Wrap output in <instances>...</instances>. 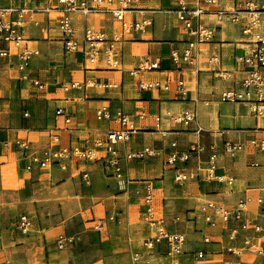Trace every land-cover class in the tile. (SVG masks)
I'll list each match as a JSON object with an SVG mask.
<instances>
[{"label": "crops", "instance_id": "0c3cea01", "mask_svg": "<svg viewBox=\"0 0 264 264\" xmlns=\"http://www.w3.org/2000/svg\"><path fill=\"white\" fill-rule=\"evenodd\" d=\"M57 1L0 0V10L30 11L21 29L24 42L19 48H11L8 61L0 65V219L4 223L13 215H21L18 209L28 207L46 219L45 209L53 203L61 205V215L65 216L64 209H68L71 194L72 199L85 204L82 215L85 219L90 217L92 223L89 224L101 223L102 231L85 230L72 236L82 248L74 255L71 253L66 264H132L131 255L141 251L142 241L150 235L144 223L142 204L144 190L150 187L157 214L166 220L170 231L185 236L187 251L201 247L203 236L217 242L219 229L205 226L199 208L208 202L232 208L247 188L257 191L254 195H264V155L248 146L234 157L222 151L224 143L243 144L252 138H262L264 117H254L246 104L219 102L223 91L236 89L245 77V68L237 58L248 55L253 48L251 37L241 34V26L226 23L221 13L244 3L264 6V0H218L213 7L203 6L205 13L201 22L214 30V39L200 46L196 64L181 72L172 71L169 61V53L182 49L187 41L174 13L176 0H140L133 12L125 14L129 22L150 16L152 27L145 33L125 36L127 41L120 46V70L108 69L102 59L89 66L84 64L82 53L64 52L58 32L61 13ZM187 3L189 8L194 7L193 0ZM113 7L102 6L103 9ZM10 18L14 20L15 16ZM70 18L73 37L78 41L85 29L108 38L120 32L119 23L104 10L86 16L72 14ZM255 33L264 36V16ZM23 49L36 51L38 55L21 72L17 69V55ZM145 61H158L159 69L131 77L128 71L137 69ZM165 80L171 83L182 80L186 93L180 96L172 90L136 88L139 81ZM33 81H38L44 89L39 91L32 86ZM73 82L89 85L65 92L63 86ZM101 107L108 109V120L96 119L95 111ZM58 109L70 118L69 124L64 123V117L56 116ZM184 111H195L196 121L187 126L176 123L174 118ZM117 113L129 117L135 129L130 142L119 145L118 150L125 153L148 147L156 151V157L146 163H123V175L119 179L101 162L69 163L64 170L57 166L46 170L34 166L31 171H25L31 155L93 143L103 139L106 132L118 130L114 120ZM167 113L171 116H166ZM16 141L24 143L26 150L14 146ZM2 143L8 146L3 147ZM191 147L201 152L191 154L185 163L177 161L173 166L165 165L168 155L188 153ZM209 147H213L217 155L214 175L232 178L231 185L208 177ZM253 164L259 166L253 167ZM179 171L193 173L196 179L176 185L173 177ZM80 172L88 174L87 186ZM7 180L12 186L11 194L3 190ZM176 217L180 222L175 224ZM109 218L114 220L109 221ZM1 231L0 240L9 241L4 228ZM61 234L64 233H55L54 244ZM12 235L16 239L25 238L17 231L10 237ZM52 239L50 243L44 241V246L48 247ZM23 241L16 240L17 243ZM227 244L223 240L204 246L212 254L207 264H223L218 253ZM5 247L9 244L3 243L0 247V264L10 263L5 257ZM22 247L19 244L15 249ZM50 250L47 248L46 252ZM156 259L171 262L163 255L153 261ZM238 264L264 263L255 255L244 253Z\"/></svg>", "mask_w": 264, "mask_h": 264}, {"label": "built area", "instance_id": "2783aa9c", "mask_svg": "<svg viewBox=\"0 0 264 264\" xmlns=\"http://www.w3.org/2000/svg\"><path fill=\"white\" fill-rule=\"evenodd\" d=\"M139 2L140 0H58V10L61 13L58 32L62 37L64 52L82 53L84 64L89 66L98 63L102 59L108 69L120 70V46L127 41L125 36L145 33L152 27L150 16L143 17L140 21L129 22L126 20L125 14L133 12V7ZM217 2L218 0H193L194 7L189 8L187 0H176L177 10L174 13L181 30L187 36V41H185L182 49L172 50L169 53L172 71L181 72L193 67L196 64L198 48L212 43L214 30L206 27L201 22V17L205 13L202 7H213ZM104 5H114L115 7L103 9L102 6ZM99 10L106 11L119 23L120 32L108 38L102 33L85 29L82 39L76 40L73 37L74 30L70 16L72 14L86 16ZM29 12V10L13 8L0 10V65L8 61L11 48H19L24 42L21 29L24 18L29 16ZM12 15L15 16L14 20L10 18ZM221 15L226 23L241 26V34L251 37L253 48L248 55L237 58V62L245 68V77L236 89L223 91L219 96V102L222 104H246L254 117H264V36L255 33L260 25L261 17L264 16V6L258 7L252 3L239 4L231 11L222 12ZM37 55L36 51L21 50L17 55V69L21 72L25 71L30 60ZM158 69V61H145L137 69L130 70L128 73L131 77H136L141 73ZM88 85V82L83 84L73 82L64 85L63 90L67 92ZM32 86L39 91L44 89V86L38 81H33ZM136 88L141 91L172 90L180 96L186 93L182 80H176L173 83L169 80L150 83L139 81ZM55 114L64 117L65 124L70 123V118L64 114L62 109H58ZM166 116L170 117L171 115L167 113ZM95 117L98 121L108 120L110 113L106 107H101L95 111ZM114 120L118 125V130L106 132L103 139L96 140L93 143L48 150L41 155H31L25 171H31L34 166L42 170L57 166L64 170L69 163L84 165L90 162H101L103 165L110 167L113 170V175L119 179L123 175V163L134 161L146 163L156 157V151L148 147L139 151L121 153L118 146L129 143L135 129L130 118L121 113H117ZM174 121L187 126L196 121V113L195 111H184L176 116ZM56 141L54 140V142ZM13 144L22 150H26L24 143L16 141ZM2 146L7 147L8 143H2ZM245 146L250 147L256 153L264 155V136L260 139L246 140L243 144L224 143L222 151L227 156L234 157ZM171 147H175V145ZM200 152L201 149L191 147L188 153L182 155L171 153L168 155L165 165L173 166L177 161L185 163L191 154ZM216 161L215 150L213 147H209L206 168L208 177L215 179L218 183L225 182L231 185L233 183L232 178L214 175ZM258 166L253 164V167ZM80 174L81 179L87 186L89 182L88 174L82 172ZM195 179V174L180 171L175 173L173 177L176 185H183ZM144 192L142 199L143 216L150 235L142 241L141 251L131 255L132 264H137L140 261H143L142 264H154L153 258L158 255H163L171 262H175L176 259L186 254L190 255L194 264H198L212 255L205 250L204 246L219 244L223 240L228 243L218 253L222 256L223 264H238V259L244 253L253 254L264 263V195H254L257 191L247 188L232 208L228 209L222 204L213 202L203 204L199 208L200 218L207 228L219 229L218 240L220 242L218 240L215 242L216 240H213L210 236H203L199 244L201 247L187 253L185 236L170 231L166 220L157 214L152 189L146 187ZM108 220L113 221L114 219L109 218ZM178 222H180L179 218L173 219V223ZM15 228L19 235L27 237L32 233L34 224L29 216L21 214L16 218ZM93 230L102 231V224H94ZM74 244V237L64 234L58 235L55 241V247L58 251L71 248ZM143 257L144 260H142Z\"/></svg>", "mask_w": 264, "mask_h": 264}, {"label": "rangeland", "instance_id": "374dc122", "mask_svg": "<svg viewBox=\"0 0 264 264\" xmlns=\"http://www.w3.org/2000/svg\"><path fill=\"white\" fill-rule=\"evenodd\" d=\"M4 193L5 194H11L12 186L10 184V180H7L4 185ZM71 194H69L68 199V209H64V214L61 215L60 204H51L47 207L46 213V219H43V215L40 214L38 216L37 210L31 209V207L28 209H18V213L21 212V214H27L31 218H33L35 222L34 230L32 233L25 238H18L21 240H24L23 242L17 243L16 239L17 237L15 235H12L10 237V234L16 233V216L13 215L8 220H5L3 223L0 219V232L2 228H4V231L8 235L9 241L0 240V247L3 245V243L6 245L9 244V247H5L6 255L5 257L10 260L9 264H66V261L70 257L71 253L74 255L77 251H79L82 248V244L77 242V238L75 239V244L69 248V250L65 251H58L55 249L54 244V237L58 233H64L67 236H77L78 233L81 231H94L93 226L89 223H92V220L89 216L85 219L82 213L85 210V204L81 202H77L76 200L72 199ZM44 209V207H43ZM42 210V209H41ZM37 220L35 219V217ZM40 230V231H39ZM97 232V231H95ZM51 238H53V242L48 245V247H45V242L48 241L51 242ZM12 239V241H10ZM45 239V240H44ZM2 241H4L2 243ZM23 246L20 249H15L16 246ZM47 248L51 249L49 252H46ZM58 252H56L55 250ZM187 253H190V250L187 251ZM210 258H208L206 261H201L198 264H207V261H209ZM252 260V259H251ZM253 261L257 262V259L254 258ZM154 264H194L190 258L189 254H186L184 256L179 257L176 259L175 262H168L164 259H156Z\"/></svg>", "mask_w": 264, "mask_h": 264}]
</instances>
